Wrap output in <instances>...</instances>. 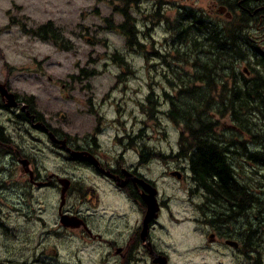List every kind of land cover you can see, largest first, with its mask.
<instances>
[{"label":"rangeland","instance_id":"1","mask_svg":"<svg viewBox=\"0 0 264 264\" xmlns=\"http://www.w3.org/2000/svg\"><path fill=\"white\" fill-rule=\"evenodd\" d=\"M177 1L196 7H208L210 4L209 0ZM156 2L0 0V81L6 83L23 101L31 98L35 112L41 114L52 128L63 130L72 138H79V134L95 138L96 134L107 153H117L116 150L120 148L117 139L125 136H129V141H126L133 149L138 140L130 141V138H136L141 132L146 134L145 142L150 146L170 150L183 145L179 142L184 123L164 115L168 112V106L164 103L163 92L175 93L181 99L186 81H181L180 77L187 80L190 74L192 78V69L190 65H178L173 56L175 31L172 25L177 22L175 4H164L158 15V8L153 10ZM125 6L135 19V29L142 30L140 38L143 47L127 45L126 35L120 28L126 19L118 10ZM50 21L60 28L63 36L60 40H64L62 45H66V49H61L51 40L26 33L20 24L25 23L28 29H36ZM260 42L264 45V40ZM115 54L126 63H120ZM172 61L175 63H167ZM174 68L177 70L175 73ZM249 68L247 63L243 64L242 69H246L244 73L248 72L246 76L252 74L247 71ZM195 84L204 86L203 82ZM186 85L188 88L195 86L190 83ZM150 91L159 94L161 99L158 103L162 110L159 114L163 113L160 119L157 118L158 111L151 109V104L147 103ZM185 94L187 98L197 95L195 91ZM14 110L20 112L19 109ZM16 114L19 113L0 112L14 141L25 154L32 156L42 171L51 173L65 165L72 166L63 162L48 145L40 141H46L42 132L36 131L27 122L17 124ZM10 117L12 122H8ZM216 117L220 124V135L225 133L224 129L229 131L235 123L227 113H217ZM251 119L255 138L264 143V118L253 115ZM27 129L32 132H27ZM1 160L4 158L0 157V173L6 171V174L3 191L0 190V261L13 259L31 264H76L75 251L79 240L74 236L62 237L55 231L59 198L46 190L41 191L34 200L31 197L24 200L21 195L18 197L17 193L26 192L18 190L22 182L20 167L14 164L11 155L5 158L9 165ZM247 171H244L242 181L256 195L251 196L249 201L257 203V208L262 211L264 168L259 167L257 172ZM168 185L170 193L166 191L167 194L171 195L172 192L178 198H174L172 209L186 210L191 207L179 191L184 184L172 181ZM249 207H252L250 203ZM40 216L46 221H42ZM260 218H264V212ZM183 229L179 228L180 231ZM261 230V235H264V226ZM44 250L46 255H43ZM260 252L259 264H264V243ZM82 260L83 264L90 260L88 250H83ZM175 264L183 263L178 261Z\"/></svg>","mask_w":264,"mask_h":264},{"label":"flooded vegetation","instance_id":"2","mask_svg":"<svg viewBox=\"0 0 264 264\" xmlns=\"http://www.w3.org/2000/svg\"><path fill=\"white\" fill-rule=\"evenodd\" d=\"M209 2L208 7H196L184 2L179 4L177 0H157L153 10L158 8L156 14L160 15L164 4H175L176 19L179 16L178 9L194 10L195 14L189 17V23L196 22L199 13L205 22L212 24L237 19L240 28L247 32L250 39L256 43L264 40V0ZM137 29L141 35L142 30ZM190 84L196 85L195 82ZM165 93L173 98L169 99ZM206 93L209 94L210 90ZM158 95L150 91L147 103L151 104V109L158 111L157 118L160 119L163 113L159 114L162 110L158 105L161 102ZM151 96H155L156 100L153 101ZM163 96L168 112L171 110L172 99H180L177 94L166 91ZM17 97L20 99L18 94ZM0 100L3 104L0 112L24 113L27 122L32 121L25 111L15 112L14 108L6 107L1 94ZM168 112L164 115L167 116ZM227 115L233 117L232 113ZM214 116L217 119L216 114ZM12 121L11 117L8 118V122ZM219 126L216 127L217 131ZM35 130L42 132L46 138V141L40 140L42 143L48 145L63 162L72 166L65 165L51 173L42 171L41 166L31 155L25 154L20 145L17 150L13 148L6 153L0 147V157L5 160L11 155L14 157V164L20 167L22 182L18 190L26 192L17 193L18 197L21 195L24 200L29 197L34 200L41 191L46 190L59 198L55 231L62 237L74 236L79 240L75 251L76 264L84 263L83 250L90 253V260L86 264H175L178 261L183 264H239L241 261H246V264L260 263V249L264 243V235H261L264 218L261 219L260 215L264 209L259 210L257 203H245L242 194L235 202L232 195L219 194L214 185L202 183L193 164L196 144L191 135H184V132L180 135L179 143L182 144L183 137H190L186 142L188 154L185 157V144L163 150L146 143V134L143 132L136 138H130V141L138 140V145H134L133 149L130 142L127 143L129 136H125L117 139V145L120 146L117 153H107L96 134L95 138L80 134L79 138H72L65 131L52 128L48 123L46 129ZM28 131L32 132L31 129H27ZM224 132L220 135L221 140H216V144L221 145L224 150L231 187L236 193L246 191L249 198L256 196L252 194L254 190L245 186L242 179L245 170L257 172L259 167L264 168L258 159L262 156L261 152H264V143L255 138L253 127L248 131L236 122L229 131L224 129ZM51 133L56 139L51 137ZM245 151L250 152L247 155L249 157ZM74 152H79V155ZM25 159L29 160L26 167L22 162ZM4 160L1 161L9 165ZM5 174L6 171L0 173L1 191L5 185ZM172 181L184 184L179 191L184 194V201L190 202L191 207L186 210L172 209V202L177 198L172 192L173 196L167 194L170 193L168 183ZM149 200L153 203L156 200L154 212L150 209ZM40 219L46 221L42 216ZM166 222L171 224L167 225ZM182 227L184 229L180 231L179 228ZM46 254L44 250L43 255ZM0 263L31 264L13 259Z\"/></svg>","mask_w":264,"mask_h":264},{"label":"trees","instance_id":"3","mask_svg":"<svg viewBox=\"0 0 264 264\" xmlns=\"http://www.w3.org/2000/svg\"><path fill=\"white\" fill-rule=\"evenodd\" d=\"M121 1L128 2V0ZM118 10L126 19L120 28L126 35L127 45L136 44L143 47L139 38L140 33L134 27V25L136 26L135 19L129 13V9L125 6ZM194 14V10L191 9L180 10L176 24L172 25L175 31L172 40L173 56L177 59L178 65L191 66L192 78L189 76L190 74H188L189 79L187 80L180 77L181 81H186L183 86L184 90L180 94L183 96L179 101L172 99L168 117L178 123H184L183 134L191 135L195 141L196 154L193 164L202 183L214 185L219 194L221 192L232 195L235 202L243 195L246 203L249 201L247 192L236 193L231 187L230 171L224 150L221 145L216 144V140L220 141L221 137L216 130L220 124L214 114L232 113L235 119L233 120L248 131L253 124L251 119L253 115H260L264 118V45L262 43L259 45L250 39L247 32L240 28L237 19L212 24L205 22L202 14L199 13L198 16L196 15V22L189 23V17ZM20 24L26 33L31 32L43 40L53 41L61 49H66L64 48L66 45H62L64 40H60L63 37L61 30L54 22L50 21L36 29H28L25 23ZM115 57L120 63H126L119 55L115 54ZM167 63L171 65L175 62ZM244 63L250 66L248 71L252 73L251 76H246L248 72L244 73L246 71V69H242ZM176 71L174 68V73ZM179 72L181 71L179 70ZM193 82H203L205 85L188 88L186 84ZM207 90H210L209 94L206 93ZM191 91H195L197 95L193 94L194 98H187L185 93ZM165 96L169 99L173 98L169 93H165ZM151 98L153 101L156 100L155 96H151ZM197 98L204 100H197ZM27 102L31 104L33 100L30 98ZM2 106L0 100V107ZM32 111L35 112L34 108ZM38 117L43 119L41 114H38ZM16 118L17 124L28 121L24 113L17 114ZM185 138L183 137V143ZM14 140L13 134L10 133L5 121L2 120L0 147L4 153L12 151L13 148L17 150L18 144ZM184 144L183 154L187 157L188 148L186 145L188 143ZM245 153L246 156L250 154L247 151ZM261 155L258 159L264 165V152H261Z\"/></svg>","mask_w":264,"mask_h":264},{"label":"water","instance_id":"4","mask_svg":"<svg viewBox=\"0 0 264 264\" xmlns=\"http://www.w3.org/2000/svg\"><path fill=\"white\" fill-rule=\"evenodd\" d=\"M0 94L2 95L3 99L7 100V103H6V106L8 107H16L18 105H20V103L18 102L17 98H16V95L12 92L9 91V89L6 87L5 84L1 83L0 82ZM22 110L23 111H27L28 115L30 117H32L33 119H35V115L31 114L30 111L28 110V105L26 104H23L22 105ZM34 127L36 128H43V129H46V125L43 124V123H37V124H34L33 125ZM51 137L53 139H56V137L54 136L53 133H51ZM63 143H65L66 141H62ZM76 155H79V152H74ZM24 166L26 167L27 164H29V160H23L22 161ZM154 203H156V200H154ZM153 201L152 200H149V206H150V209L152 212H154L156 210V205H154ZM0 264H4V263H0ZM12 264H16V263H12ZM165 264V263H163Z\"/></svg>","mask_w":264,"mask_h":264}]
</instances>
